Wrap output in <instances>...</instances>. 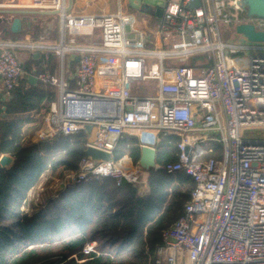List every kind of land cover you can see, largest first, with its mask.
<instances>
[{
	"label": "built area",
	"instance_id": "obj_1",
	"mask_svg": "<svg viewBox=\"0 0 264 264\" xmlns=\"http://www.w3.org/2000/svg\"><path fill=\"white\" fill-rule=\"evenodd\" d=\"M191 1L166 0L153 38L133 28L121 2L114 13L86 15L70 12L67 0H31L25 8L60 16L61 41L51 46L0 41L1 97L12 98L19 85L21 51L42 53L46 60L55 52L59 74L38 75L58 96L40 141L85 133L86 149L112 155L100 162L85 157L65 188L109 177L145 194L140 164L125 169L114 160L118 143L133 135L141 148L156 149L161 135L177 136L178 160L164 168L171 175L186 172L195 186L180 216L161 231L154 264H264V135L243 133L264 126V53L235 56L264 51V42L245 35L248 45H236L222 36L228 26L240 34L242 24L264 33V20L245 17L243 0H200L194 9ZM97 31L100 43L83 40ZM69 55L79 62L67 78ZM149 59L155 62L147 70ZM147 81L154 82L150 94L135 91L136 82ZM145 134L153 141H145ZM97 249V241H90L83 254L100 255Z\"/></svg>",
	"mask_w": 264,
	"mask_h": 264
},
{
	"label": "trees",
	"instance_id": "obj_2",
	"mask_svg": "<svg viewBox=\"0 0 264 264\" xmlns=\"http://www.w3.org/2000/svg\"><path fill=\"white\" fill-rule=\"evenodd\" d=\"M46 96L42 84L22 79L12 98L0 99V114L33 111ZM28 122L0 119V157L14 160L8 168L0 165V264H154L161 231L180 216L195 186L186 172L171 175L164 168L178 160L179 137L166 136L158 143L156 167L144 170L148 193L109 177L92 178L58 192L29 214L22 210L24 202L46 171H79L87 136L26 142ZM125 157L139 163L138 138L120 140L113 158L120 162ZM90 241H97L100 255L83 254Z\"/></svg>",
	"mask_w": 264,
	"mask_h": 264
},
{
	"label": "crops",
	"instance_id": "obj_3",
	"mask_svg": "<svg viewBox=\"0 0 264 264\" xmlns=\"http://www.w3.org/2000/svg\"><path fill=\"white\" fill-rule=\"evenodd\" d=\"M88 0H73L72 5L70 6L69 0H67L68 9L70 12L74 14H102V13H114L115 11L111 10V8H96L89 9L83 7H79V3L85 2ZM31 0H0V41H13L19 42L22 44H31V43H41L45 45H56L61 41L62 30H61V18L57 13L54 12H44L38 11L34 9H27L24 5L29 4ZM125 11L131 15L133 18V28L138 31H143L145 34L150 35L153 38H156L157 35H152L151 33H155L159 30V24L161 23V19H149L144 20L142 24H140L133 17L136 14V11L133 10L131 14L127 9L128 4H125ZM15 19L22 20V27L20 32L14 33L12 31V24ZM97 36V32L92 37H87V39H92ZM101 42V34H99V43ZM20 57L23 59V74L21 79H28V81L32 84L40 83L43 85L47 92V96L43 103L35 110L25 113H18L8 115L6 113L0 114V119H30V122L25 123V127L29 124H35L38 120L40 122V126L35 130L32 136L29 139L35 143L40 142L41 134L43 130L47 131L48 129V120L47 117L43 119L45 113L48 112L49 107H43L45 102L51 99V101H55L58 96L54 87L49 85H45L38 80V75L43 73H50L53 75L59 74L61 71V59L55 53L51 52L48 60L45 59L42 53H33L27 55L26 50L21 51ZM72 56L66 58L65 62V73L67 78L72 77L77 69H78V61L77 58L73 60ZM32 77H35L36 82L32 81ZM2 82L0 80V99H2ZM52 104V103H51ZM50 104V105H51ZM24 127V129H25ZM88 136V134H86ZM126 136V135H125ZM133 136V135H129ZM135 137V136H133ZM26 138V134H25ZM143 139L145 141H153V136L149 134L143 135ZM120 164L123 166H130L128 168H133L135 165L130 158L125 157L120 161ZM145 169H143L144 171ZM143 173H146L145 171ZM145 177V176H144ZM147 179V177H146ZM145 190V194L148 193L149 187L145 185L143 187ZM34 188L30 191L28 199L31 198V194L33 193Z\"/></svg>",
	"mask_w": 264,
	"mask_h": 264
},
{
	"label": "rangeland",
	"instance_id": "obj_4",
	"mask_svg": "<svg viewBox=\"0 0 264 264\" xmlns=\"http://www.w3.org/2000/svg\"><path fill=\"white\" fill-rule=\"evenodd\" d=\"M119 2H121L125 7H126V3L127 0H88L82 3H79V7H85V8H89V9H96V8H111V10L113 11H117L118 10V4ZM242 7L245 9L244 12V16L248 17V18H254L255 15L251 12V6L250 4L246 3L245 0L242 1ZM131 14L133 13L132 9H127ZM87 15V14H86ZM89 15V14H88ZM165 16V9L164 8H160V7H156L154 5L151 4H147V3H142L141 5V9L140 11H136V14L133 16L136 21H138L140 24L143 23L144 20H155V19H162ZM97 36L95 35L94 38L92 39H85L83 38V40L85 42H94V43H98L99 42V34H101V31H97ZM222 36L223 39L227 42H231L233 44H241V45H248L249 41L247 39V37L244 34H237L235 32H233L230 29V26L228 27H223L222 28ZM87 38V37H86ZM264 51H256V50H246L244 52H242L240 55H235L238 58H244L247 59L248 57H250L251 55H256V54H263ZM155 61L152 59L148 60L147 63V70H149L150 66L152 63H154ZM154 87V82H136L134 84V88L135 91L141 94H150V91L152 90V88ZM48 113H45V115L43 116V119L48 117ZM40 126V122L39 120L35 123V124H29L27 125V127H25L24 131L26 134V138L25 141L29 142L30 137L32 136V134L35 132V130H37V128ZM44 131V130H43ZM243 133L247 134L248 136L251 137H259L261 135H264V126H251V127H246L245 129H243ZM40 134H42V132H40ZM165 135H161L160 137V141H164L165 139ZM158 142V143H159ZM158 145V144H157ZM123 167L126 169H130L128 167L130 166H124ZM144 172V171H143ZM70 173L63 170L62 168H59L57 171H52V170H48L45 172V174L43 175L41 181L39 182V184L34 187L33 193L31 194V200H25L24 202V206L22 208V210H24L26 213L31 214L34 209L39 208L40 206H42L43 204H45L49 199L56 197L59 190H60V185L65 182V180L67 179V176ZM145 178L147 177V174L144 173ZM30 193V192H29Z\"/></svg>",
	"mask_w": 264,
	"mask_h": 264
},
{
	"label": "water",
	"instance_id": "obj_5",
	"mask_svg": "<svg viewBox=\"0 0 264 264\" xmlns=\"http://www.w3.org/2000/svg\"><path fill=\"white\" fill-rule=\"evenodd\" d=\"M246 3L250 4L251 12L255 15L254 18L263 19L264 20V0H245ZM147 3L154 5L156 7L164 8L166 5V0H127L128 7L135 11H140L142 3ZM73 0H69L70 6L72 5ZM200 6V0H192L190 3V7L192 9ZM22 27V20L15 19L12 24V31L14 33L20 32ZM237 31L240 34L246 35L251 41L254 42H264V33L256 32L253 25H239L237 27ZM79 62V58L77 59ZM33 82H36V78H31ZM87 130L90 131L91 127L88 126ZM86 157L90 158L92 161L100 162V161H110L112 159V155L110 153L88 147L85 150ZM157 150L155 148H151L148 146H143L141 148V157L139 164L140 166L148 170L150 168H154L157 165ZM13 158L9 155H2L0 157V165L3 168H8L13 164ZM65 189V185L62 183L60 185V191Z\"/></svg>",
	"mask_w": 264,
	"mask_h": 264
}]
</instances>
